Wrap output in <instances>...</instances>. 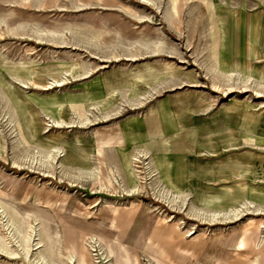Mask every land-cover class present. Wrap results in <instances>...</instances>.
<instances>
[{
  "label": "rangeland",
  "instance_id": "1",
  "mask_svg": "<svg viewBox=\"0 0 264 264\" xmlns=\"http://www.w3.org/2000/svg\"><path fill=\"white\" fill-rule=\"evenodd\" d=\"M0 22V204L53 260L264 264V0H0Z\"/></svg>",
  "mask_w": 264,
  "mask_h": 264
},
{
  "label": "bare ground",
  "instance_id": "2",
  "mask_svg": "<svg viewBox=\"0 0 264 264\" xmlns=\"http://www.w3.org/2000/svg\"><path fill=\"white\" fill-rule=\"evenodd\" d=\"M1 23V22H0ZM18 28V27H17ZM79 30V29H78ZM71 31V30H70ZM12 32V31H11ZM72 32V31H71ZM78 33V32H77ZM74 34V32H73ZM80 34V33H79ZM57 35V34H56ZM73 36V35H72ZM76 36V34H75ZM93 36V35H92ZM78 37V35H77ZM80 39L82 36H79ZM56 38V37H54ZM76 38V37H74ZM84 38V37H82ZM73 39V37H72ZM71 39V40H72ZM92 39V38H91ZM94 39V38H93ZM84 40V39H83ZM82 40V41H83ZM90 39H88V37L85 38L84 41L88 42ZM52 41V40H51ZM57 41V40H56ZM55 41V42H56ZM60 41V40H59ZM77 41V39H76ZM91 41V40H90ZM54 42V43H55ZM63 42V41H62ZM70 42V41H69ZM81 42V41H80ZM58 43H61V42H58ZM89 43V42H88ZM93 42H91L92 44ZM65 44V43H64ZM70 44V43H68ZM83 44V42L81 43ZM86 44V43H85ZM90 44V45H91ZM95 44V43H93ZM89 45V44H87ZM92 48V47H91ZM89 51V50H88ZM221 73V72H220ZM221 76V75H220ZM221 78V77H220ZM219 81V79H218ZM10 115V114H9ZM10 119H11V116H8ZM8 118V119H9ZM13 119L16 121V118L13 117ZM13 120V121H14ZM16 126H18L17 123H15ZM15 126V127H16ZM22 139V138H21ZM17 140H19L17 138ZM23 141V139H22ZM20 143V142H19ZM20 147V146H19ZM30 147V146H29ZM28 148V147H27ZM22 149V148H21ZM32 151L30 150H27L23 153V151L20 152L23 153L24 155L22 157H24L25 161L26 160H30L31 162H35L36 164H40L41 167L42 166H46L47 165V161H48V155L46 152H43V150H41L42 152L39 153V152H36L34 151L33 149H31ZM40 151V150H38ZM18 155V154H17ZM21 155V154H20ZM139 157V156H138ZM54 158V156L52 157ZM55 159V158H54ZM53 159V160H54ZM138 159V158H137ZM50 160V159H49ZM139 160V159H138ZM50 163V162H49ZM48 163V165H49ZM14 165H16V167H18L19 165L14 162ZM66 167V166H65ZM48 168V166H47ZM45 169V167H44ZM62 170H66V169H62ZM84 171V170H83ZM64 176L67 177L66 179L69 181V183H74L76 182L78 179L82 178V176L84 175V173H82V171H77V170H72L71 168L70 169H67L66 171H64ZM87 174V173H86ZM150 176V175H149ZM149 179V178H148ZM73 185V184H72ZM75 185V184H74ZM156 187V186H155ZM152 188V187H151ZM154 189V188H153ZM152 189V191H153ZM160 189V188H159ZM133 190V189H132ZM135 190V189H134ZM137 190V189H136ZM135 190V191H136ZM160 191V190H158ZM154 192V191H153ZM155 194H157L155 192ZM154 194V195H155ZM162 196L161 197H164V192L161 193ZM168 194V193H167ZM156 196V195H155ZM170 197V196H169ZM155 198V197H154ZM156 199V198H155ZM158 199V198H157ZM161 199V198H160ZM163 200V199H162ZM171 201V200H170ZM1 203V202H0ZM14 208V207H13ZM11 205L9 204H0V222H1V227L3 228V230L5 231L4 233L5 234H1L0 233V253L2 254H6L9 256H15L17 255L18 253V250L21 249L22 252H24L23 254L26 256H31V260L33 261V263L35 264H58L56 262V257L55 255H53L55 257V260L52 259V252H51V248H52V243H54L56 241V238H55V241L54 242H50V237L48 236L47 234V229H48V225H46V223H43L41 224L42 225V229L40 232H37L35 231L34 228H32V224L29 223V226L27 227L28 230L25 231V229L23 228V219L21 218V216L17 213V211L15 209H13ZM237 211L236 210H233L231 213L233 215H235ZM28 214V213H27ZM211 214V213H210ZM228 214V213H227ZM214 215V213H213ZM232 215V217H233ZM28 216V215H27ZM204 216V215H203ZM202 216V217H203ZM206 216V215H205ZM208 216V215H207ZM212 216V214H211ZM214 217V216H212ZM205 218V217H204ZM211 218V217H210ZM28 219V218H27ZM30 219V218H29ZM206 219V218H205ZM38 220V219H37ZM30 221V220H29ZM35 221V220H34ZM208 221V219H207ZM210 221H215V218H211ZM38 222V221H37ZM40 222V221H39ZM38 222V223H39ZM42 222V221H41ZM27 223V221H26ZM35 223V222H33ZM27 225V224H26ZM36 227V226H35ZM41 228V227H40ZM49 233V232H48ZM57 233V232H56ZM53 234V233H52ZM55 235V233H54ZM52 236V235H51ZM8 237V239H7ZM37 237H39V239H36ZM54 238V237H53ZM54 240V239H53ZM32 241V242H31ZM57 241L59 243V240L57 238ZM15 243V247H17V250H12L9 252L7 251V249H9L10 245ZM56 243V242H55ZM97 244V243H96ZM12 247V246H11ZM10 247V248H11ZM55 248H56V244H55ZM55 251H57L55 249ZM55 254V253H54ZM28 256V257H29ZM74 256L70 257L69 259L71 260H74L73 259ZM102 258V257H101ZM58 261V260H57ZM60 264V263H59Z\"/></svg>",
  "mask_w": 264,
  "mask_h": 264
}]
</instances>
